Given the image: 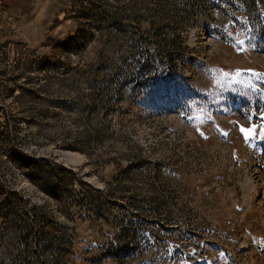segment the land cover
<instances>
[{"label":"rangeland","instance_id":"374dc122","mask_svg":"<svg viewBox=\"0 0 264 264\" xmlns=\"http://www.w3.org/2000/svg\"><path fill=\"white\" fill-rule=\"evenodd\" d=\"M65 1L0 0V264L71 262L39 159L102 193L90 264H264V0Z\"/></svg>","mask_w":264,"mask_h":264},{"label":"trees","instance_id":"16d2710c","mask_svg":"<svg viewBox=\"0 0 264 264\" xmlns=\"http://www.w3.org/2000/svg\"><path fill=\"white\" fill-rule=\"evenodd\" d=\"M6 1L11 11L13 0ZM66 2H69V0H66L64 3ZM64 5L66 6V4ZM11 13H14L13 10ZM71 21L73 31L70 32L65 39L54 42L48 39L49 43L44 47H53L55 50L58 45L69 47L76 43V37L81 29V22L77 16L71 18ZM86 55H88L93 62L100 61L102 58L101 53L97 52L92 47L83 49L82 56ZM52 57L53 56H46L45 58L49 59ZM145 65L147 64H143V66ZM98 157L106 165L111 164L116 166L118 174L123 172L124 168L121 163L117 161L116 158L110 157L107 152L100 150ZM33 165L36 167L35 174L41 184L48 185L53 191H56V193L61 192L69 194L71 201L70 208L72 211L70 218L74 227L71 230H65L62 236L65 237L67 243L66 254L71 260L70 264H90L94 259L93 257L97 254V250H93V248L102 247L107 249L110 245H115L116 234L112 233L109 228L110 224L102 210V204L98 202L94 204L90 200L89 192L87 193L88 189L92 191L94 196H100L102 193L99 190L86 183L75 181L73 171L60 168L57 165L51 167L50 163L45 159L34 160ZM73 182H76L78 190L73 188ZM35 210L38 219L39 235L42 240L49 245L52 238L55 236L57 237L56 231L52 229L49 217L40 209ZM37 210H40V212ZM43 228H45V230H43ZM107 260L110 262L113 259Z\"/></svg>","mask_w":264,"mask_h":264},{"label":"crops","instance_id":"0c3cea01","mask_svg":"<svg viewBox=\"0 0 264 264\" xmlns=\"http://www.w3.org/2000/svg\"><path fill=\"white\" fill-rule=\"evenodd\" d=\"M4 6H5V4H4Z\"/></svg>","mask_w":264,"mask_h":264}]
</instances>
